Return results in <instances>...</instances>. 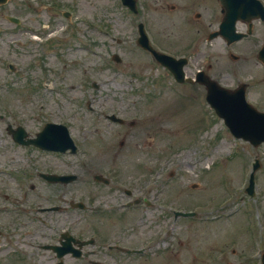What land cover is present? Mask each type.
<instances>
[{"label": "rangeland", "instance_id": "1", "mask_svg": "<svg viewBox=\"0 0 264 264\" xmlns=\"http://www.w3.org/2000/svg\"><path fill=\"white\" fill-rule=\"evenodd\" d=\"M177 1L141 0L143 15L136 17L117 6L115 0H80V14L88 18V21L94 18L99 23L104 22L106 29L79 30L77 36L63 35V38L74 42H65L66 45L57 47L55 50L59 52L58 56H53L51 50L45 61L33 64L29 69V72L46 71L45 81L55 83V90L45 88L37 96L29 89V84L28 88L20 85L18 88L30 95L29 100H25L16 96V92H11L9 98L7 90L3 94L0 89V111L10 115L8 118L11 122L25 117L32 118L34 115L40 119L43 113L46 117L56 118L74 113V117L68 120L82 144L81 153L77 156L81 178L72 185L78 199L105 202L111 197L110 193L105 194L106 188L90 179L92 174L84 172L86 167H96L99 171L103 169L102 172L110 167L106 174L115 169L117 179L139 186L145 183L144 178L149 175L145 165L155 168L163 162L165 168L162 178L170 182L158 191V201L181 209L195 210L204 220L179 219L176 229L180 237L174 242V258L170 261L166 262L161 256H153L149 263L143 260L132 262L179 264L183 258L188 264H250L251 260L247 258L252 256L255 247L250 229L252 208L259 209L264 223V144L254 147L249 142L231 136L216 115H213V123L201 134L198 142L192 143L199 138L195 132L200 123L203 127L208 125L205 113L209 117L210 111L204 105L203 98L194 89L188 91L189 94L185 93V96L183 90L178 93L171 90L168 84L170 80L164 70L156 67L155 61L150 60L147 54L137 51L140 48L136 45L137 31L133 26L139 18L148 24L149 34L159 46L174 51L186 44L189 37L185 38L183 32L177 30V24L173 23L177 21L174 14L184 9L181 0L182 9L177 5L171 13L166 6ZM2 10L8 13L12 11L10 5ZM35 18H39L40 22L44 16ZM207 18V15H203L198 22L207 23ZM0 22L6 23L4 19H0ZM201 28L199 31L190 28L186 34L190 37H203L202 46H207L210 51L212 47L216 53L212 60L215 64L221 55V47L218 40H214L212 46L206 42L211 28ZM261 28L264 31V24ZM260 35L264 38L263 33ZM78 37L94 41L92 48L95 51L90 46H78ZM10 38L11 34L0 35V54L8 57L15 54L7 52L11 50L7 46ZM116 39H120L121 44H117ZM72 43V46H67ZM130 44L135 48L133 51L129 50ZM242 44L244 47L246 41H242ZM252 47V44L248 45L250 54ZM114 51L123 58L120 65L111 60L110 55ZM15 58L23 62L28 56ZM196 64L193 60V65ZM225 68L222 73H225ZM241 68L244 74H249L255 66L249 60ZM252 75L260 76L259 72ZM30 80L34 81L33 77L28 79V83ZM262 89L264 86L261 84L254 91L256 96V92L261 93L260 101L264 104ZM88 102L94 110H87ZM7 104H10V109L6 108ZM52 111L56 116L51 115ZM112 111L127 118L128 124L108 121L104 112ZM36 119L30 120L29 125H38ZM0 125V129L4 130L3 124ZM8 148L19 154L24 152V149L18 147ZM256 156L261 159V167L256 172L255 194L250 197L245 188ZM170 159L172 163H169ZM171 170L176 171L172 179L169 178ZM223 183H228L224 189ZM227 196L237 200L234 208H224ZM88 217L86 212L77 219L79 230L91 231ZM118 219L110 218L109 222L115 224L119 222ZM126 225L131 226L133 223L126 220ZM147 238V234L137 231L133 232L129 240L141 243ZM182 239L188 242L184 248L177 244ZM233 239L239 242L236 244L237 249L234 253L230 252L233 245H229L225 257L218 262L217 252Z\"/></svg>", "mask_w": 264, "mask_h": 264}, {"label": "flooded vegetation", "instance_id": "2", "mask_svg": "<svg viewBox=\"0 0 264 264\" xmlns=\"http://www.w3.org/2000/svg\"><path fill=\"white\" fill-rule=\"evenodd\" d=\"M178 1L181 7L180 0ZM181 3L183 8L187 9L189 5L192 6L193 0H181ZM202 5L201 12L197 14L196 22L200 21L203 15H208L217 20V16L221 12L219 0H203ZM171 7L175 8L176 6L172 5ZM215 23L216 21L211 22V19L208 18L207 23L198 22L197 25L212 28ZM180 24L187 27L191 26V22L188 20H182ZM20 25L22 23L14 24L15 27ZM39 25L42 23L40 22ZM201 26L196 28L199 29ZM43 27L45 29H41L39 32L45 35L48 43L47 45L40 44L41 48L55 50L61 41L60 38L54 37L56 30H58V24L54 22L51 24L44 23ZM31 54L34 56L35 52ZM11 67L6 62L5 57L0 56V76H3L1 73ZM3 80L5 81L0 82L1 88L7 86L9 82L7 72ZM5 132L3 138L14 142L13 135L8 128L5 129ZM2 154L3 152L0 151V155ZM63 170L67 171L68 168L51 166L44 172L67 173L62 172ZM40 179L44 180L42 191L32 198H26L27 193L22 198H12L4 190L5 188L10 189V187H5L0 182V264H96L95 262L138 264L132 262L133 258L126 250L119 248L122 246L119 244H123L125 240L119 231L110 229L111 227L100 231L92 244L86 245L90 246V249L83 246L81 253L78 254V251L75 250L78 248L77 242L70 239L72 236H78L77 208L72 203V197L67 198L64 194L61 195L60 188L56 187L61 185L66 187L70 183H53L45 178ZM18 189L20 190V187L15 192L18 193ZM39 202H42V205H39ZM62 213H67L64 219L61 216ZM116 225L118 226V224Z\"/></svg>", "mask_w": 264, "mask_h": 264}]
</instances>
